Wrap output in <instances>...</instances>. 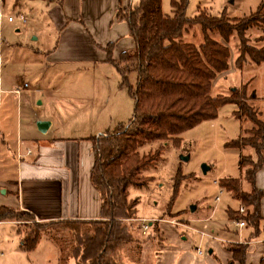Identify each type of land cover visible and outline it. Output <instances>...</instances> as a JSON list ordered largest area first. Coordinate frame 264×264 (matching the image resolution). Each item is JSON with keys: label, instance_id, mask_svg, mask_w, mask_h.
Returning <instances> with one entry per match:
<instances>
[{"label": "rangeland", "instance_id": "rangeland-1", "mask_svg": "<svg viewBox=\"0 0 264 264\" xmlns=\"http://www.w3.org/2000/svg\"><path fill=\"white\" fill-rule=\"evenodd\" d=\"M56 1L0 0V85L3 89L13 87L21 90H28L29 86V90H34L39 86L42 88L41 92L45 91L47 96L56 98L58 118L67 127L64 132L67 135L73 132L71 125L80 129L79 133L89 132V126L94 121L84 118L79 111L85 114L86 103L93 96V82L97 93L100 85L104 84V101L108 96L112 98L117 94L128 102V109L124 114L121 113L120 122L123 123L113 127L110 131L113 132L117 126L128 124L133 116L134 100L128 86L121 85V79L116 86L113 85L114 80L98 84L100 70L92 72V63L56 62L53 60L55 56H51L53 53L49 57L46 52L54 50L58 41V32L48 14ZM170 2L171 0H161L162 13L169 17L173 15ZM259 5L264 9V0H188L184 13L186 18H193L204 12L211 17L223 15L233 19L254 13ZM9 17L13 19L12 22H8ZM20 17L25 19V23L20 21ZM260 34L256 28L249 29L246 33L248 45L255 46L251 40ZM210 37L218 40L216 34ZM183 41L196 46L202 44L200 26L188 28ZM262 44L258 43L257 46ZM227 47L230 52L229 70L217 76L211 96H229L233 90H240L246 85V95H254L249 104L263 116L264 63L260 66L246 63L242 70H238L234 66L238 56V40L231 38ZM37 51L41 52L36 53ZM104 72L101 75L109 77V72ZM135 84L136 74L132 73L128 77V85L134 87ZM41 92L32 98L30 108L24 102L25 95L19 98L22 105V131L26 125L34 124L31 122L34 117L41 118L48 112ZM20 93L22 95L23 91ZM9 102L4 108H0V205L16 208V186L13 184L9 187L7 184L16 180L14 152L17 109L13 101ZM236 110L235 105L225 104L218 108L215 119L203 121L183 132L178 136L179 141H154L138 148L140 155L154 158L138 173L135 185L128 188V198L136 200L135 218L126 221L129 224L130 238L121 250L115 252L114 258L118 264H152L156 255L153 252L163 242L164 233L161 229L164 225L177 228L179 238L193 235L199 237L193 233H196V229L203 228L205 219L209 218L207 222L210 224L222 222L227 207H230V211L237 208L238 203L230 201L228 192L222 190L218 183L223 178L241 179V188L249 191L248 184L242 179L243 171L239 169V155L252 154V151L243 149L237 152L224 148L226 143L240 137L243 129L250 128L249 123L240 122L234 117ZM4 111L5 118L4 113L3 117L1 115ZM115 112L116 109H113V114ZM182 156L189 158L183 161ZM203 166L208 167L206 173L202 171ZM174 185L178 186L176 192ZM217 197L218 202L215 201ZM192 206L195 211L190 210ZM140 219H145L150 224L145 234L138 222ZM22 220L0 223V264H55L53 261L48 262L47 255L53 244L57 245L60 252L64 248L65 252L61 253L60 260L71 259L73 250H78L74 234L58 226L49 227L46 232L41 233L32 251L22 250V235L29 232L28 229L33 224L32 221H27V217ZM63 261L60 264H67Z\"/></svg>", "mask_w": 264, "mask_h": 264}, {"label": "trees", "instance_id": "trees-1", "mask_svg": "<svg viewBox=\"0 0 264 264\" xmlns=\"http://www.w3.org/2000/svg\"><path fill=\"white\" fill-rule=\"evenodd\" d=\"M116 21L126 23L135 47L113 55V44L104 48L105 61L112 64L121 77V85L128 86L134 100L132 119L119 125L113 132L92 138L94 164L90 182L99 195L101 217L97 221L36 222L28 213L0 205V223L20 222L23 217L32 221V227L24 232L20 248L32 251L40 234L49 227L64 228L74 234L78 250L70 255L75 264H118L115 252L129 241V224L134 217L136 200L128 198V188L135 185L138 173L152 162L153 156L140 155L138 148L154 141H179L178 136L203 121L216 118L217 110L225 104L237 107L234 117L250 124L242 135L226 143L224 148L252 154L239 155V169L250 191L241 188V179L223 178L221 189L229 192L244 207L226 211L230 221H243L244 226L260 231V213L264 190L255 186L256 173L264 166V120L249 101L254 95H246L247 86L233 90L229 96L212 97L211 90L217 76L229 70L231 38L239 42L234 66L242 70L246 63L260 66L264 63V9L242 18L228 19L223 15L211 17L200 12L186 18L188 0H171L173 15L161 10V0H139L135 7L118 0ZM127 2V1H126ZM200 26L203 42L196 46L183 41L188 28ZM256 28L261 32L248 45L247 31ZM216 34L218 40L210 35ZM223 41L224 43H222ZM258 43H263L257 46ZM136 74L134 87L128 85V77ZM245 87V88H244ZM217 183V184H218ZM174 185V192L177 190ZM248 242L231 245L233 260L245 263ZM264 247V242H263ZM64 248L61 253L64 254ZM67 259L61 258L60 261ZM63 261V262H64ZM260 264H264V256Z\"/></svg>", "mask_w": 264, "mask_h": 264}, {"label": "crops", "instance_id": "crops-1", "mask_svg": "<svg viewBox=\"0 0 264 264\" xmlns=\"http://www.w3.org/2000/svg\"><path fill=\"white\" fill-rule=\"evenodd\" d=\"M126 3L135 7L139 0H123V4ZM54 4L48 14L50 22L58 32V41L54 50L46 52L49 57L53 53L51 56H55L53 60L56 62L92 63V72L100 70L98 84L114 80L113 85H118L121 77L116 68L105 61L104 48L113 44V55L117 58L121 53L135 47L126 23L115 20L119 8L118 0H57ZM102 72L109 77L101 75ZM93 84V96L86 103L85 114L80 111L79 114L94 123L86 133H79L80 129L71 125L73 132L67 135H64L67 127L58 118L56 98L47 96L45 91L41 92L42 88L39 86L33 88L34 90H29L30 86L28 90L22 89L21 95L15 93L17 88L3 89L0 85V108H4L10 100L17 109L14 152L16 180L7 184L9 187L14 184L17 189L18 203L12 209L28 213L36 222H91L101 217L99 195L90 182L94 164L91 139L105 136L113 127L122 124L121 113L124 114L128 109V102L117 94L112 98L108 96L104 101V84L100 85L98 93ZM40 92L45 98L48 112L41 118L34 117L31 121L34 124L26 125L22 131V105L19 100L25 95L24 102L30 108L32 98ZM113 109H116L114 114ZM3 113L5 118L6 111L2 112V117ZM262 118L264 120V115ZM39 121L49 122L44 133L37 129L36 124ZM255 186L258 190H264V166L256 173ZM248 187L250 191L251 187ZM228 193L229 200L238 203L237 208L231 209L236 211L243 207ZM215 201L218 202L219 198H215ZM227 209L222 222L210 224L207 222L210 219H205L203 228L196 229V233H193L199 237L193 235L194 237L179 238L177 228L162 226L163 242L156 246L152 264H239L233 260L229 247L246 242L248 245L245 263L260 264L264 256V197L260 203V231H254V234L247 226L239 228L235 221H230L226 214ZM196 249H200L202 254L198 255ZM47 255L48 262L60 264L61 252L57 245H51ZM70 258L64 262L75 264V258Z\"/></svg>", "mask_w": 264, "mask_h": 264}, {"label": "built area", "instance_id": "built-area-1", "mask_svg": "<svg viewBox=\"0 0 264 264\" xmlns=\"http://www.w3.org/2000/svg\"><path fill=\"white\" fill-rule=\"evenodd\" d=\"M11 21H13V19L11 17H9L8 18V22H11ZM20 21L22 23H25V19L23 17H20ZM24 86H26V84ZM20 91H21V88H18V89L15 90V93L16 94H19ZM238 211L241 214H244L245 213V209L243 207H240ZM138 222L140 223V227H141L142 233L145 234L148 231V229L150 227V224L145 219H140V220H138ZM236 226L239 227V228L240 227H244V222L243 221H237L236 222ZM201 235H204V234L201 233ZM204 236H207V235H204ZM196 253L198 255H201L202 254V251L200 249H196Z\"/></svg>", "mask_w": 264, "mask_h": 264}, {"label": "water", "instance_id": "water-1", "mask_svg": "<svg viewBox=\"0 0 264 264\" xmlns=\"http://www.w3.org/2000/svg\"><path fill=\"white\" fill-rule=\"evenodd\" d=\"M37 129L41 132V133H44L46 130H47V128H48V126H49V122H44V121H39V122H37ZM188 156H185V157H181V160H183V161H187L188 160ZM208 170V167H206V166H203L202 167V171H203V173H206V171ZM190 210L191 211H195V207L194 206H192V207H190ZM209 253H211V250L209 251Z\"/></svg>", "mask_w": 264, "mask_h": 264}]
</instances>
